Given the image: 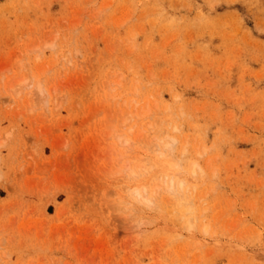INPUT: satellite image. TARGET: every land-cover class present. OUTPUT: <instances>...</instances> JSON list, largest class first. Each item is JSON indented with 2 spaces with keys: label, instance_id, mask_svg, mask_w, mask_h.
Instances as JSON below:
<instances>
[{
  "label": "rangeland",
  "instance_id": "1",
  "mask_svg": "<svg viewBox=\"0 0 264 264\" xmlns=\"http://www.w3.org/2000/svg\"><path fill=\"white\" fill-rule=\"evenodd\" d=\"M0 264H264V0H0Z\"/></svg>",
  "mask_w": 264,
  "mask_h": 264
},
{
  "label": "bare ground",
  "instance_id": "2",
  "mask_svg": "<svg viewBox=\"0 0 264 264\" xmlns=\"http://www.w3.org/2000/svg\"><path fill=\"white\" fill-rule=\"evenodd\" d=\"M12 88V87H11ZM13 88H16V86L15 87H13ZM15 90V89H14ZM134 103L135 104H130L131 106L130 107H128L127 109L126 108H124V109H126V112L124 113L125 115H126V117H125V119H124V121H125V125L127 124V122L128 121H132V119L134 120L135 119V117H137L138 119H139V117H141V116H146V115H148V114H151V109L150 108H152L151 106L149 107L148 105H144V106H141L140 108L138 107V102H136V101H134ZM154 106L155 107H157V104H154ZM121 114V113H120ZM117 116H119V114L117 115ZM120 117V116H119ZM124 117V116H123ZM147 118V117H146ZM143 119V118H142ZM123 123V122H122ZM153 126V125H152ZM123 138V137H122ZM171 139H172V141L171 142H169V141H166L165 143H164V145L171 151V153H172V151L174 152V149H175V144H176V139H174L173 137H171ZM145 169V168H144ZM170 185L168 186V187H170V189L172 190L173 188H174V181L173 180H171L170 181V183H169ZM181 185H183V183H181ZM146 189L144 188L142 191H145ZM144 193V192H143ZM145 193H146V191H145ZM144 193V194H145ZM136 194L138 195V196H141L140 197V199L141 198H145V195H142V194H138V192H136ZM142 199V200H144L145 201V199ZM146 200H149V199H146ZM149 202V201H148ZM185 211H187V212H193V208L192 207H187L186 209H185ZM187 224L189 225V228L190 229H193L194 228V225L193 224H191L189 221L187 222ZM209 228H208V225L206 226V228H205V231H207Z\"/></svg>",
  "mask_w": 264,
  "mask_h": 264
}]
</instances>
